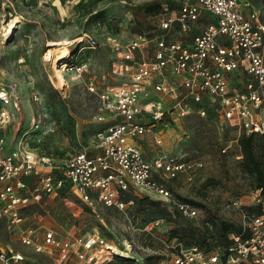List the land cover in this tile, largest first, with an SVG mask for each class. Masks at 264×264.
<instances>
[{"label": "built area", "instance_id": "obj_1", "mask_svg": "<svg viewBox=\"0 0 264 264\" xmlns=\"http://www.w3.org/2000/svg\"><path fill=\"white\" fill-rule=\"evenodd\" d=\"M16 1L0 0L4 13L11 15ZM57 1L75 7L84 0ZM158 1L159 34H137L125 41L107 34L112 52L109 72L93 71L103 62L100 56L91 61L78 54L83 47H97L92 34L83 32L67 44L69 53L59 62L62 73L97 98L93 120L100 124L87 145L62 153L59 145L41 142L42 135L56 126L46 127V113L39 112L29 114L27 128L8 149L5 132L18 121L20 94L14 82L0 80V218L16 231L20 244L49 256L53 264H108L122 257L101 234L60 235L39 217L36 225L28 223L23 210L45 204L63 186L97 215L99 208L124 211L135 197L146 196L170 212L197 217L198 206L173 192L168 180L182 176L192 182L202 161L163 153L150 162L140 146L143 135L160 141L155 130L165 114L183 117L194 112L211 118L223 136L219 150L225 153L234 145L236 160L242 157L241 134L264 133V19L248 0ZM171 31L191 37L165 38ZM29 100L39 103L40 96L30 91ZM228 131L234 136L226 139ZM60 134L68 138L63 131ZM251 205L260 211L248 212L245 207ZM228 206L242 218L238 230L214 239L209 247L183 245L178 237L167 236L158 264H264V189L235 196ZM167 227L163 217L145 225L148 232ZM21 259L22 253L0 242V264Z\"/></svg>", "mask_w": 264, "mask_h": 264}, {"label": "rangeland", "instance_id": "obj_2", "mask_svg": "<svg viewBox=\"0 0 264 264\" xmlns=\"http://www.w3.org/2000/svg\"><path fill=\"white\" fill-rule=\"evenodd\" d=\"M152 1L84 0L75 7H68L57 0H53L54 5L49 0L42 3L41 0H17L14 11L11 10L12 16L4 13L0 4V80L14 82L20 94L18 121L5 132L8 149L14 147L15 138L27 128L29 114L39 112L46 113V127L56 126L55 130L48 129L40 136L41 142L59 145L62 153L71 150V146L76 148L88 144L94 129L100 124L93 120L97 98L87 92L80 81H70L67 74L62 73L59 62H63L66 56L58 61L61 75L53 76L51 60L44 58L49 47L48 40L64 37L72 39L83 32L92 34L97 40V47H83L78 54L91 61L95 56H100L103 62L93 67V71L96 74L109 72L112 52L106 41L107 34L113 33L125 41L133 35L155 36L161 32L158 26L159 10L147 8ZM248 1L252 9L264 19V0ZM17 14H22V18ZM14 16L18 17L14 22V30L5 39L2 25H7ZM164 37L189 39L191 33L183 35L171 31ZM111 78L109 82H112ZM33 90L40 96L39 103L29 100V93ZM56 129H59V133ZM62 131H65L67 139L61 136ZM155 133L160 138L159 142L155 141L152 134L139 139L148 161L163 153L202 161V168L192 182L185 181L182 176L168 180V185L178 196L200 204L197 217L189 218L176 211L170 212L166 205L145 196L135 197L132 206L124 211L99 208L97 215L84 207L63 186L57 195L47 198L45 204L32 205L23 210L28 223L36 225L39 217L60 235L101 234L117 248L128 247L130 257L121 258H126L132 264H158L164 251L162 240L167 236L175 235L183 245H188L190 242H208L224 226L237 228L242 218L228 203L231 198L255 188V181L233 158L234 145L225 153L219 150V138L223 136L219 135L211 118L200 117L194 112L183 117L165 114ZM225 135L226 139L232 138L234 132L228 131ZM255 142L258 143V140ZM32 143L37 144L35 140ZM251 206L253 208L255 205ZM155 217H163L168 227L148 232L145 225ZM0 242L23 254V259L11 264H53L49 256L20 244L16 231L8 229L1 218ZM109 264L127 262L113 258Z\"/></svg>", "mask_w": 264, "mask_h": 264}, {"label": "trees", "instance_id": "obj_3", "mask_svg": "<svg viewBox=\"0 0 264 264\" xmlns=\"http://www.w3.org/2000/svg\"><path fill=\"white\" fill-rule=\"evenodd\" d=\"M169 8H172L173 5L169 3ZM148 10H161V2L157 0H153L147 5ZM65 132V131H64ZM258 140V143L255 141ZM238 146L240 149V152L242 154V157L238 162L242 166V168L250 175L254 177L255 181V188L261 187L264 189V133L261 134H241L238 138ZM146 197V196H145ZM148 198V197H146ZM183 199L188 200L194 204V202L190 199H187L183 197ZM198 207H200L199 203L194 204ZM245 209L248 212H259L260 207L256 206L254 208L252 207H245ZM238 230L237 228H227V226L223 227L221 232L215 234L210 238L208 242L205 243H197V242H190L199 244L200 246H212L214 239L220 241L221 239L225 238V234L229 231ZM175 236V235H173ZM172 235L169 237H173ZM120 262L126 261L127 264L129 261L126 258L116 257ZM110 263V262H109ZM108 263V264H109Z\"/></svg>", "mask_w": 264, "mask_h": 264}, {"label": "bare ground", "instance_id": "obj_4", "mask_svg": "<svg viewBox=\"0 0 264 264\" xmlns=\"http://www.w3.org/2000/svg\"><path fill=\"white\" fill-rule=\"evenodd\" d=\"M18 19L17 16H14L11 20L8 21L7 25L3 26L2 36L5 39H8L10 35L12 34L15 24L14 22ZM81 40V39H80ZM70 42L69 37L59 38V39H51L48 40L49 47L47 48V51L44 54V58L51 60V68L54 72L53 76H60L61 71L58 67V61L62 60L67 54L69 53V49L67 44ZM114 250H116L117 253H119L122 257H130L129 248L120 249L115 246H113Z\"/></svg>", "mask_w": 264, "mask_h": 264}]
</instances>
